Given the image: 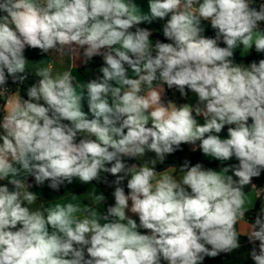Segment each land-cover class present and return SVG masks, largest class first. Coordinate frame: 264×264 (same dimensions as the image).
<instances>
[{
	"label": "clouds",
	"instance_id": "clouds-1",
	"mask_svg": "<svg viewBox=\"0 0 264 264\" xmlns=\"http://www.w3.org/2000/svg\"><path fill=\"white\" fill-rule=\"evenodd\" d=\"M250 2L149 0L150 14H138L128 0H0L6 13L0 16V86L8 76L20 83L28 78L26 46L63 54L64 46L87 45L88 60L103 55L104 61L102 76L86 84L75 83L69 70L53 75L51 65L37 68L40 79L28 88L27 100L19 90L0 88L7 96L0 180L15 186H0V264H200L240 247L237 225L248 211L242 189L264 170V59L249 66L232 59L238 45L264 52V5L257 11ZM166 17L163 34L173 43L153 46L149 30L131 31ZM202 19L227 47L202 35ZM164 84L182 96L187 87L197 105L165 102ZM85 95L91 119L82 110ZM226 125L232 127L222 139ZM78 133L87 136L77 142ZM197 141L203 154L221 161L235 155L239 165L216 171L185 163L177 179L123 160L147 149L163 162L174 146ZM101 172L116 176L115 204L107 214L71 202L35 211L27 206L38 199L28 190L29 176L58 191L74 178L90 184ZM125 178L128 195L119 186ZM129 200L139 224L126 214ZM246 235L259 241V252L253 248L250 256L264 264V220L257 217Z\"/></svg>",
	"mask_w": 264,
	"mask_h": 264
},
{
	"label": "trees",
	"instance_id": "trees-1",
	"mask_svg": "<svg viewBox=\"0 0 264 264\" xmlns=\"http://www.w3.org/2000/svg\"><path fill=\"white\" fill-rule=\"evenodd\" d=\"M250 5H254L255 7H261L262 5H264V0H251ZM2 15H6V13L0 12V16ZM259 23H260V28L264 31V22H259ZM136 27L147 29L150 31L151 35L149 39H150V43L153 44V46L155 45L157 41L162 42V43H173V41L168 40L164 36L161 30L152 31L147 25L141 23L133 27L131 31H135ZM217 31L218 30L213 29V28L203 29L202 35L205 38L216 39L217 46L219 47H227V45L223 41L222 36L217 38ZM23 54L26 60H34V59H38L46 55V53H43L40 49L31 48L28 46L25 47ZM153 54H155L154 50H153ZM232 59L237 64L249 66L252 62H256L258 64L261 59H264V52H257L255 49V46H253L248 56H242L238 52H236V53H233ZM103 64H104V61H103L102 55H95L90 60H88L85 57V63L80 69V72L82 76L84 77L86 83L88 82L89 79H94L98 77V69L101 66H103ZM125 67L127 68L128 66L125 65ZM26 75L28 78L23 83L13 82L12 77L8 76L7 84L4 85V86H10L12 89V92H16L17 90H19L20 95L25 100L28 99V96H27L28 88L36 84L38 80L40 79L39 77L35 76L34 73L28 70H27ZM165 88H166V91L164 95L162 96V99L165 102L173 101L174 99L170 96V93L173 89H176L178 91L179 98H180V100L177 103L178 106L181 104H184L187 96L192 92L190 89L185 87V92L187 93V95L182 96L179 89L175 86H173L172 88H168V86L165 84ZM2 109H3V101L0 98V120L2 116L1 114ZM62 123L68 124L69 126H71L69 121H62ZM248 123L249 124L252 123L251 118H249ZM76 139H77V142H79V140L82 139L80 136V133L77 134ZM174 148H175V151L173 153L168 154L167 157L164 158L163 162H160L154 167L157 172L164 171V170H170V169H173L174 167L176 173H181L179 170V167L183 166L185 163H188L190 167L200 164L203 170H209L218 164L216 158H214L213 160H204L202 150L198 147L191 146L188 143H181L178 147L174 146ZM232 158H233V161L231 162V164L234 166H238L239 160L235 157V155H233ZM123 160L128 166H131L133 164L138 165V161L136 158L124 157ZM108 166L110 167L111 165H108ZM253 179L258 185L264 186V170L261 171V174L258 177H253ZM115 180H116V176H113L110 173L101 172L100 178L98 180L92 181L93 184L102 192V195L105 197V200L102 203L104 207L103 214H107L108 207L114 206L115 204V199L113 195L115 191V187H116L114 183ZM34 182H35V179L34 177L31 176L28 180V184H33ZM45 182H46V188L48 191L52 192L55 195H61L63 193L64 184H62L59 190L57 191L49 187L50 181H45ZM0 186H7L9 191L15 190L14 185L8 182H5V181H0ZM119 186L124 188L126 195L129 194L130 190L127 188V178H125V180L122 181ZM45 207H47L46 204H44V208ZM260 207H261V201H258L256 207L253 210L246 211L245 218L250 224L254 223L257 217L262 216V215L260 216L258 213L260 210ZM237 231H238V235H240L238 237V242L240 245L238 249L233 250L231 253H220L216 257L205 256L204 259L200 262V264H215L217 262L221 264H255V262L250 256V252L252 251L253 248L256 249L257 253L259 252V241L250 242L248 236L240 232L239 225H237ZM208 247L210 249L211 246H208ZM86 258H87V254H86ZM163 262L164 261L162 260L161 264Z\"/></svg>",
	"mask_w": 264,
	"mask_h": 264
},
{
	"label": "crops",
	"instance_id": "crops-1",
	"mask_svg": "<svg viewBox=\"0 0 264 264\" xmlns=\"http://www.w3.org/2000/svg\"><path fill=\"white\" fill-rule=\"evenodd\" d=\"M133 2L137 7H138V14H140V12L142 14H150V9H149V0H128V2ZM169 19V17H166L164 19H154L151 22H142L143 24L147 25L152 31H158L161 30L163 32V27L164 24L167 22V20ZM14 27V26H13ZM200 27L202 29H211V23L208 20H201V25ZM260 30H262L260 28ZM263 31V30H262ZM254 46V45H253ZM57 48H59V45L57 46ZM87 48V45L85 46H79V45H71V46H64V50L65 52L63 54H60L56 49L53 50H49L48 53H46L45 56L38 58V59H34V60H27L28 64H27V70L34 73L35 74V70L37 68H42V67H47L48 65L52 66V71H53V75H55L57 72H63L65 70H69L71 71L73 77L75 78L76 83L79 84H86V81L84 79V77L82 76L80 69L82 68V66L85 63V57H84V52ZM252 49V48H251ZM251 49L246 51L243 50V46L242 45H238L234 50L233 53L238 52L240 55L242 56H248L251 52ZM108 51L107 48H102L100 50L101 53H104ZM103 56V55H102ZM76 65V67L74 66ZM102 67V66H101ZM100 67V68H101ZM99 68V69H100ZM98 69V77L102 76V73H100ZM128 73H129V77L131 78H135L134 74H132L131 69H128ZM165 91V84L163 85ZM146 88V86H145ZM78 92L81 91L80 88L77 89ZM164 91V93H165ZM15 93V92H12ZM163 93V95H164ZM162 95V96H163ZM170 96L174 99L172 102L175 103L177 105L178 101L180 100L179 98V94L178 91L176 89H173L170 93ZM39 103L43 104V100H41ZM198 103V97L194 92H191L184 104H189L193 107H195ZM46 106V105H45ZM82 110L85 113L89 114V118L91 119V114L89 113V109H88V104H87V97L85 95L84 100L82 101ZM1 120H0V124H2V120H3V116H4V112L1 110ZM197 121L199 124L203 125L204 124V118L203 116L197 117ZM147 126H151V122H149V124ZM228 127H232L229 125H226L225 128L218 134L222 139L223 138H228ZM4 130L2 127H0V136H3ZM81 138H85L87 136L86 133H80ZM91 139H95L94 136L89 137ZM2 140H0V144H2ZM191 146H195L199 148V144L200 141H197L195 144L193 143H188ZM168 154H165V158L167 157ZM203 158L204 160H213L214 158L211 156H207L205 154H203ZM138 161V165H143L145 163L148 164L149 167H155L157 164L160 163L159 158L157 157L156 153L154 151L151 150H147L145 151V154L141 157L136 158ZM156 161L155 165H153L151 162L152 161ZM217 160V165L212 167L211 170H216V171H220L222 168L224 167H229V166H234L231 164V162L233 161V158L229 159V160ZM169 172L170 175L175 176L177 179H179L182 176V173H176L175 170L170 169L167 170ZM229 175H233V172L230 171L228 173ZM31 176H29L27 178V183L28 180ZM159 178V177H157ZM234 180H237L239 178L235 177L233 175ZM0 181H5L8 182V180H0ZM29 191L36 193L38 199L34 204L31 205H27L30 210L35 211L38 209H43L44 208V204L47 205V207H54L55 204L59 203V204H66V203H73L76 205H79L81 207V209L84 208L85 205H89L93 208H95L98 212V214H102L104 207H103V202H95V194L100 195L102 194V192L93 184V182H91L90 184L88 183H82L80 182V180L78 178H74L73 182L71 184H68L67 182L64 183L63 186V193L61 195H55L52 192L48 191L46 188V182H44L43 185H36V183L34 182L33 184H29ZM25 189H21L20 191H24ZM243 192L246 194L245 199H246V204H245V208L250 211L253 210L258 201H261V207L259 210V215L261 217H259L261 220H264V199L263 198H258L257 193L254 189H252V187L248 184L245 185L243 187ZM76 195V196H73ZM131 208V200H129V209L126 210V214L127 216H129L130 218L134 219L137 221V224H139V218L138 215L132 213L130 211ZM77 215L80 218H83V216L85 215L83 212L81 213H77ZM103 223V221H102ZM239 230L242 234L246 235V233L248 232L249 228H250V224L249 222L246 220H241L239 223ZM19 227V226H18ZM243 229V231H242ZM51 231V229H50ZM138 231L141 232V234H150L149 230L146 229H142V228H138ZM247 236V235H246ZM162 264H167L166 261H164ZM215 264H221L219 262L215 263Z\"/></svg>",
	"mask_w": 264,
	"mask_h": 264
},
{
	"label": "built area",
	"instance_id": "built-area-1",
	"mask_svg": "<svg viewBox=\"0 0 264 264\" xmlns=\"http://www.w3.org/2000/svg\"><path fill=\"white\" fill-rule=\"evenodd\" d=\"M0 88H7L9 93H12V89L10 86H1ZM0 98L3 101V105L5 103V101L7 100V96L5 93L0 92ZM249 185L252 187V189H254L257 193L258 198H263L264 199V186L258 185L253 178H251V182L249 183ZM255 186V187H253Z\"/></svg>",
	"mask_w": 264,
	"mask_h": 264
},
{
	"label": "water",
	"instance_id": "water-1",
	"mask_svg": "<svg viewBox=\"0 0 264 264\" xmlns=\"http://www.w3.org/2000/svg\"><path fill=\"white\" fill-rule=\"evenodd\" d=\"M250 8L256 9L257 11H260L261 7H255L254 5H250Z\"/></svg>",
	"mask_w": 264,
	"mask_h": 264
},
{
	"label": "rangeland",
	"instance_id": "rangeland-1",
	"mask_svg": "<svg viewBox=\"0 0 264 264\" xmlns=\"http://www.w3.org/2000/svg\"><path fill=\"white\" fill-rule=\"evenodd\" d=\"M242 231H243V229H242Z\"/></svg>",
	"mask_w": 264,
	"mask_h": 264
}]
</instances>
